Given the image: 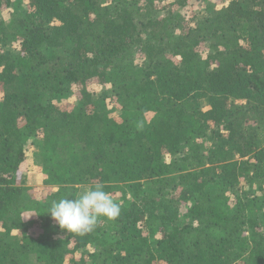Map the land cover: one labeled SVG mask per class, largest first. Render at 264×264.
Listing matches in <instances>:
<instances>
[{
  "label": "trees",
  "instance_id": "obj_1",
  "mask_svg": "<svg viewBox=\"0 0 264 264\" xmlns=\"http://www.w3.org/2000/svg\"><path fill=\"white\" fill-rule=\"evenodd\" d=\"M0 13V264H264V0ZM98 184L117 219L80 236L48 214Z\"/></svg>",
  "mask_w": 264,
  "mask_h": 264
},
{
  "label": "clouds",
  "instance_id": "obj_2",
  "mask_svg": "<svg viewBox=\"0 0 264 264\" xmlns=\"http://www.w3.org/2000/svg\"><path fill=\"white\" fill-rule=\"evenodd\" d=\"M121 207L102 184L83 189L75 198L53 201L48 214L61 229L83 236L92 232L101 217L115 220Z\"/></svg>",
  "mask_w": 264,
  "mask_h": 264
},
{
  "label": "rangeland",
  "instance_id": "obj_3",
  "mask_svg": "<svg viewBox=\"0 0 264 264\" xmlns=\"http://www.w3.org/2000/svg\"><path fill=\"white\" fill-rule=\"evenodd\" d=\"M1 16V13H0ZM99 91L97 88H94ZM38 149L36 146L29 145L27 152V159L24 164V169L26 171L25 185L26 186H44V179L42 173L43 158L38 154ZM56 190L55 186H52ZM75 191V188L72 189ZM77 192V191H76Z\"/></svg>",
  "mask_w": 264,
  "mask_h": 264
}]
</instances>
